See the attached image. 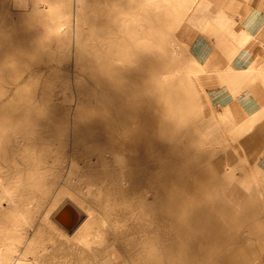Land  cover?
I'll list each match as a JSON object with an SVG mask.
<instances>
[{"label": "bare ground", "instance_id": "1", "mask_svg": "<svg viewBox=\"0 0 264 264\" xmlns=\"http://www.w3.org/2000/svg\"><path fill=\"white\" fill-rule=\"evenodd\" d=\"M186 1L0 0V264L251 263L264 211L250 185L243 203L230 191L224 165L243 154L193 137L198 93L176 30L210 15L208 0ZM54 51L98 88L33 65Z\"/></svg>", "mask_w": 264, "mask_h": 264}, {"label": "rangeland", "instance_id": "2", "mask_svg": "<svg viewBox=\"0 0 264 264\" xmlns=\"http://www.w3.org/2000/svg\"><path fill=\"white\" fill-rule=\"evenodd\" d=\"M189 1L191 4L196 2L195 0ZM226 1L230 0L212 1V6L210 4L208 7H202V9H205L204 12L210 13V18L208 16L207 22L205 20L198 22L196 19L191 21L183 17V15L180 17L181 22L177 27L176 35L187 41L188 47L182 49L183 52L179 51L181 46L177 49L181 58L179 66H182V68L190 66L192 68L191 86L198 93L196 113L192 116L196 133L193 135L195 141L200 140L209 143H205L206 146L211 144L210 147L216 148L219 154L230 152L233 147L239 148L240 154H243V156L237 162L235 159L224 162L226 170L229 171L232 168L233 172L236 173L234 177L232 176L233 178H231L228 188L231 187L230 191L235 188L236 197H243L241 199L243 203L249 193L246 185H250L252 192H254L251 209L256 212H262L264 211V204L260 193L264 197V113L261 111L260 118L255 120L253 125L249 124V117L254 115V113H248L262 108L264 112V88H258L256 91L252 87L257 78L260 81L261 78L264 79L262 76L264 73H262V67L259 64V66L253 68V74L249 81L246 82L245 80L241 82L240 87L233 88L232 74L243 70L246 66L244 61L248 59L246 48L248 43L251 42V36L245 29L244 21L253 12L250 8L238 4L232 10V13L229 12L230 14H228L226 13V7L223 8L221 6ZM241 1L250 2L253 0ZM190 3L188 2V5ZM93 9L95 8L93 7ZM202 9L201 7L199 8V10ZM74 21L75 19L73 18V25L75 24ZM216 23L217 27L214 26ZM222 23L228 24L224 31L226 33L222 32ZM242 32L245 33L242 34ZM225 34L227 35L225 36ZM245 34L246 36L244 37ZM227 36L228 39L231 37L229 39L231 41L227 39ZM51 42L56 45L58 44V39H52ZM53 53L52 57L48 58L51 55L44 52L37 60L38 63L34 62L33 65H46L49 63L53 67L51 70H53L52 73L54 75L61 76L68 73L71 79L70 83L74 86L75 92H77V89L82 90L81 83H84L86 89L90 86L98 88L95 85L97 84L95 77L93 78L84 66L77 63L75 65L73 57H66L58 51ZM75 75L77 76L76 80H74ZM45 81V75H42L38 80L39 86ZM56 89L59 90L60 87L58 86ZM59 95L61 96L62 94L60 93ZM83 99L87 100L85 103H88L91 110L98 107L99 101L97 97H84ZM210 125L213 126L208 127ZM212 130L213 132L208 136V133ZM220 132V137L213 139L216 133L220 134ZM220 139H227V143L221 142ZM244 155H246V161L244 160ZM205 157L208 162H211L215 154H205ZM226 178L227 176H224L225 181ZM249 178L251 180L248 181ZM255 187L258 189H255ZM230 191L227 189V194ZM71 205L72 208L75 207L73 204ZM75 209L74 212H77H75L77 216L76 222H78L83 215L79 214L76 207ZM262 243L263 246L261 247L256 248V244H254L250 248L252 250L251 258L253 259L250 264H264V258L262 260L257 259L259 257L258 253L264 250V240Z\"/></svg>", "mask_w": 264, "mask_h": 264}, {"label": "crops", "instance_id": "3", "mask_svg": "<svg viewBox=\"0 0 264 264\" xmlns=\"http://www.w3.org/2000/svg\"><path fill=\"white\" fill-rule=\"evenodd\" d=\"M212 1L215 2V1H221V0H208L209 2L208 5L211 4L210 6H212ZM238 4H242L246 8H250L253 12V14L248 16L247 19L244 21L245 26H246L245 29L248 31V33L251 36L250 37L251 42L248 43V46L246 48V56L248 58L246 61H244L246 66L243 70H240V71H244V70L251 71L253 70V68H255L256 66H259L260 64L262 67V73H264V0H253L250 2H247V1L243 2L241 0H233V1L230 0V1H226V3L224 5L222 4L221 6L223 8L226 7V10H227L226 13L230 14L232 13V10L235 8V6H238ZM207 13L210 15L209 12ZM262 76L264 77V74H262ZM250 79L251 77L247 79L246 78L243 79L242 77H237V76L232 77L233 88L240 87L241 82L245 80L247 82ZM252 87L253 89L255 88L256 91L258 88L263 89L264 79L261 78V81H260L257 78L254 82V86ZM260 110L261 109H256L248 114H253V113L255 114V113H258Z\"/></svg>", "mask_w": 264, "mask_h": 264}]
</instances>
